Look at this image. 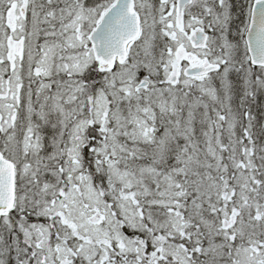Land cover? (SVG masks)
Here are the masks:
<instances>
[{"label": "snow or ice", "instance_id": "snow-or-ice-1", "mask_svg": "<svg viewBox=\"0 0 264 264\" xmlns=\"http://www.w3.org/2000/svg\"><path fill=\"white\" fill-rule=\"evenodd\" d=\"M0 264H264V0H0Z\"/></svg>", "mask_w": 264, "mask_h": 264}]
</instances>
